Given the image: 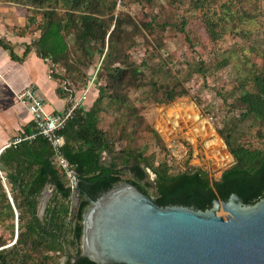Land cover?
I'll list each match as a JSON object with an SVG mask.
<instances>
[{"label":"rangeland","instance_id":"rangeland-1","mask_svg":"<svg viewBox=\"0 0 264 264\" xmlns=\"http://www.w3.org/2000/svg\"><path fill=\"white\" fill-rule=\"evenodd\" d=\"M113 2L115 9L109 12ZM0 7L10 15L20 14L22 21L11 29L13 34L31 43L39 38L38 11L7 0H0ZM106 9L110 31L116 19L124 23L118 34V63L110 58L112 65L105 68L104 57L96 52L99 45L91 53L77 50L71 29L66 31L68 57L57 65L44 61L52 74L66 78L61 82L70 93L82 90V101L89 87L101 96L90 110L116 152L152 158L160 150L158 160L166 153L171 175L202 168L215 181L234 164L224 140L264 149V120L247 115L238 102L257 89L256 77H264V0H107ZM114 67L126 72L123 77L131 86L119 88L117 77L111 80ZM173 94L180 96L169 103ZM201 126L208 131L205 136L199 133ZM212 140L217 145L207 146ZM220 158L229 160L220 165ZM4 204L0 195V250L12 248L15 240L14 211ZM217 215L226 213L220 210ZM39 257L33 253V260L24 263L45 264ZM51 260L64 264L65 258Z\"/></svg>","mask_w":264,"mask_h":264},{"label":"trees","instance_id":"trees-1","mask_svg":"<svg viewBox=\"0 0 264 264\" xmlns=\"http://www.w3.org/2000/svg\"><path fill=\"white\" fill-rule=\"evenodd\" d=\"M7 1L32 8L41 14L40 36L26 47L21 58L14 54L9 44L0 40V48L9 52L11 60L22 62L30 50L35 49L38 57L57 65L70 53L66 31L71 29L73 46L77 50L91 53L92 47L99 45L96 52L104 57L105 68L112 65V61L108 60L110 58L118 63L121 55V49L117 47L120 42L118 34L124 23L116 19L110 31L111 25L105 18L107 0ZM114 9L115 2L108 10L113 12ZM216 36L211 30V37ZM112 71L109 74L112 75L111 80L114 77L116 80L117 77L119 88L132 85L125 81L124 70L114 67ZM51 77L60 81L66 79L63 75L56 76L52 72ZM255 82L257 89L241 95L238 102L245 108L247 115L264 120V77H256ZM179 96L170 95L169 103ZM100 101L101 96H98L95 105ZM61 135L65 138L63 155L75 167L79 180L80 193L74 211L70 190L62 171L52 162L53 153L45 139L36 136L32 140H22L0 153V173L18 214L15 243L12 248L0 250V264H25L24 262L33 260V253L40 254L39 263L53 264L50 263L51 259L55 260L60 255L65 258L64 264H96L82 256L80 249L83 218L91 201L122 183L136 187L162 207L194 206L204 211L211 208L214 200L227 201L231 194L239 196L247 205H253L264 198V149L235 146L224 140L234 164L214 181L202 168L183 170L171 175L173 166L166 153L163 152V158L158 160L160 150L156 153L157 156L152 154V158L134 151L116 152L105 131L97 128L92 110L87 113L76 110ZM103 152L110 156V163L100 162ZM150 174L153 175L152 179ZM123 175L128 177L123 179ZM47 184L54 187V193L43 219H39L38 197ZM0 195L5 209L11 210L1 180ZM13 222L12 227L15 228V216ZM13 236L15 237V231ZM19 247L24 249L15 251ZM70 249L73 250L72 253L69 252Z\"/></svg>","mask_w":264,"mask_h":264},{"label":"water","instance_id":"water-1","mask_svg":"<svg viewBox=\"0 0 264 264\" xmlns=\"http://www.w3.org/2000/svg\"><path fill=\"white\" fill-rule=\"evenodd\" d=\"M2 185L15 214L16 240L18 214ZM53 191L39 202V218ZM79 193L77 185L73 211ZM220 210L226 215L218 216ZM82 224V256L96 264H264V198L247 205L231 194L204 211L162 207L124 183L91 201Z\"/></svg>","mask_w":264,"mask_h":264},{"label":"crops","instance_id":"crops-1","mask_svg":"<svg viewBox=\"0 0 264 264\" xmlns=\"http://www.w3.org/2000/svg\"><path fill=\"white\" fill-rule=\"evenodd\" d=\"M12 9V8H11ZM20 14L18 17L14 12L10 15L9 10L0 7V40L11 46L14 54L21 58L26 47L31 41L26 37H20L12 32V28L21 23ZM49 65L37 56L35 49H31L24 61L16 62L10 59L9 52L0 48V150L8 148L7 145L18 139L30 136L34 133L31 117L27 109L15 99V92L21 91L29 85H34L44 99V110L48 114H61L69 106L75 104L77 110L87 113L92 108L98 96L92 87L87 90V95L82 101V90L68 94L64 83L59 79L52 78ZM54 74V73H53ZM60 76L61 74H54ZM97 128L103 130V126L97 121ZM0 152V153H1ZM101 163H110V156L103 152ZM54 188L50 184L45 185L39 202L46 193ZM54 191L49 197H53ZM47 207V206H46ZM46 210V209H45ZM38 216V215H37ZM39 218V217H38ZM39 219H43L39 218Z\"/></svg>","mask_w":264,"mask_h":264},{"label":"built area","instance_id":"built-area-1","mask_svg":"<svg viewBox=\"0 0 264 264\" xmlns=\"http://www.w3.org/2000/svg\"><path fill=\"white\" fill-rule=\"evenodd\" d=\"M66 91L70 93V90L66 89ZM14 96L17 102L27 109L31 117L34 133L23 139L14 141L12 145H16L22 140H32L36 136L45 139L50 145L53 153L52 162L62 171L72 199L79 180L75 167L71 165L63 155L65 138L61 135V131L72 119L74 112L77 110L76 105L73 104L69 106L61 114H48L44 110V99L34 85H29L21 91L15 92ZM9 146L7 145V147ZM0 178L4 181L1 173Z\"/></svg>","mask_w":264,"mask_h":264},{"label":"bare ground","instance_id":"bare-ground-1","mask_svg":"<svg viewBox=\"0 0 264 264\" xmlns=\"http://www.w3.org/2000/svg\"><path fill=\"white\" fill-rule=\"evenodd\" d=\"M176 113V112H174ZM196 113V112H195ZM176 118V117H175ZM193 119H197V115L195 114V116L193 117ZM164 121V120H163ZM188 121V120H187ZM203 123V122H202ZM167 128V127H166ZM174 129V128H173ZM168 132V130H167ZM199 133H203L201 136H205L206 133H208L207 130H205V127L204 126H201V128H199ZM220 140V138H218ZM217 145V140H212V141H209L207 143V146L209 147H215ZM223 147V146H221ZM218 152V151H217ZM214 158V157H213ZM229 158H220V160H217V163L220 164V165H223V164H226L228 162Z\"/></svg>","mask_w":264,"mask_h":264}]
</instances>
